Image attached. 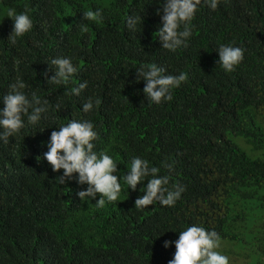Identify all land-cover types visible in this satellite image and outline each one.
<instances>
[{"label":"trees","instance_id":"16d2710c","mask_svg":"<svg viewBox=\"0 0 264 264\" xmlns=\"http://www.w3.org/2000/svg\"><path fill=\"white\" fill-rule=\"evenodd\" d=\"M218 6L216 11L202 3L192 21L188 46L172 52L158 39L162 11L158 15L156 9L163 5L157 0H0V97L11 84L23 81L22 91L29 98L35 93L48 102L37 125L28 124L25 117L18 134L7 144L0 140V264H119L121 260L136 264L128 254L132 245L151 243L163 259L172 251L175 243L166 248L164 242L176 238L166 231L156 233L157 228L175 225L189 205L208 193L176 161L171 162V171L162 162L166 154L187 147L184 137L195 105L188 101L184 106L177 97L150 103L143 92L146 82H136V68L155 63L176 75L186 73L188 79L181 85L190 97L204 88L220 92L234 85L230 78L240 72H248L264 90V40L257 18L264 15V0H220ZM13 8L18 14L27 10L34 25L15 45L8 42L14 21L6 16ZM98 8L103 9L99 22L84 20L85 11ZM228 12L232 19H227ZM130 15L140 17L135 33L126 27ZM82 24L87 32L81 31ZM221 44L243 46L245 58L229 76L221 70L224 83L211 87L203 82V74L215 71L213 60L219 58ZM59 57L71 59L78 69L67 86L49 85L44 75L46 70L49 78L55 75L48 62ZM85 81L80 95L68 94ZM89 98L93 110L85 113L83 103ZM235 112L237 120L248 124L256 152H263L254 159L255 171L262 169L263 174L253 179L251 192L235 176H225L230 183L228 218L233 224L241 216L249 222L264 213V99L247 100ZM71 119L91 121L98 133L94 151L106 152L117 162L122 184L117 202L99 207V194L80 200L77 193L87 184L75 179L61 184L58 176L63 170L54 172L42 159L51 132ZM134 157L159 168L162 176L169 175V188L183 185L182 200L174 206L154 203L136 209L135 200L145 193L132 192L122 179ZM250 235L251 230L242 231L237 237V244L253 249L245 261L264 264V229ZM152 254L145 250L141 259L147 257L148 262Z\"/></svg>","mask_w":264,"mask_h":264},{"label":"clouds","instance_id":"9594fccd","mask_svg":"<svg viewBox=\"0 0 264 264\" xmlns=\"http://www.w3.org/2000/svg\"><path fill=\"white\" fill-rule=\"evenodd\" d=\"M157 2L163 5L162 9H156L158 15L162 11L158 39L162 48L172 52L181 46H188V40L192 36V21L202 3L212 10L220 9V0ZM226 14L227 19L234 17L230 12ZM6 16L14 21L8 42L15 45L18 37L32 31L33 21L27 10L18 14L14 8L9 9ZM258 16V33L261 34V40H264V15ZM83 18L99 22L103 18V9L85 11ZM139 23V16L130 15L127 17L126 27L135 33ZM87 30V26L82 24L81 31ZM249 33L251 36V31ZM242 47L219 45V58L213 60L217 65L214 66L215 71L203 74L205 85L217 87L224 83L221 70L228 76L235 71L245 58V49ZM48 63L50 70H55V75L50 78L47 70L44 73L49 85L67 86L70 78L78 72L69 58H54ZM136 72V82H146L143 92L150 103L160 104L177 97L184 106L188 101L195 105L191 116L192 125L184 137L187 147L175 154H166L162 162L167 163L165 167L171 171V162L176 161L179 168L186 169L187 174L194 177L195 185L205 188L208 193L207 197H199L197 200L207 198L205 201L197 206H194L197 201L189 205L182 219L175 225L161 224L157 228L156 233L166 231L176 238L174 242H164L166 248L175 243V247H172V251L164 259L157 254L151 243L146 247L132 245L129 256L136 264H248L245 260L251 257L253 249H246L242 243L237 244V237L242 231L251 230L250 236H254L259 233V228L264 229V213L257 220L249 222L241 216L240 222L233 224L228 218L230 183L225 176H235V180L249 192L252 190L253 179L262 177V169H254V159L263 152H256L248 124L237 120L234 115L238 116L235 108L245 101L254 97L264 99V90L258 87L256 79L248 72H240L230 78L229 83L232 80L234 85L225 87L220 92L204 88L190 97L181 85L188 79L186 73L176 75L173 70L166 71L155 63L141 65L136 68ZM25 87L23 81H17L0 97L4 105L0 108V140L5 144L25 126V117L28 124L35 126L42 119V114L48 111L47 100L42 101L35 93L29 98L22 91ZM86 87L85 81L68 90V94L78 96ZM95 104L98 106L99 101H95ZM93 106V100L89 98L83 103L82 110L88 113L93 110ZM56 107L59 109L60 104ZM97 139L98 133L94 131L91 121L71 119L66 125H60L59 130L51 132L49 150L42 159L47 160L54 172L63 170V174L58 176L61 184L73 179L80 185L87 184L86 190L77 193L80 200L86 197L95 199L99 194L100 198L96 203L103 207L106 202L115 203L119 200L122 184L117 174V162L106 152L94 151V141ZM37 159L40 160L39 157ZM122 179L132 192L140 190L145 193L135 200V208L138 210L154 203L174 206L182 200L185 191L180 184L169 188V175L162 176L159 168L149 167V162L140 157L131 160L130 168ZM145 250L148 255L153 253L148 262L147 257L141 259ZM119 264L124 262L121 260Z\"/></svg>","mask_w":264,"mask_h":264}]
</instances>
